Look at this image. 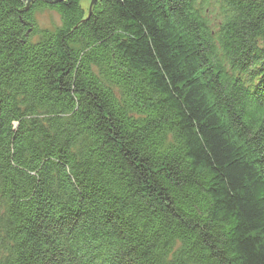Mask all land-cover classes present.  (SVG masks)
<instances>
[{
	"label": "trees",
	"instance_id": "16d2710c",
	"mask_svg": "<svg viewBox=\"0 0 264 264\" xmlns=\"http://www.w3.org/2000/svg\"><path fill=\"white\" fill-rule=\"evenodd\" d=\"M82 1L0 0V264H264V0Z\"/></svg>",
	"mask_w": 264,
	"mask_h": 264
},
{
	"label": "rangeland",
	"instance_id": "374dc122",
	"mask_svg": "<svg viewBox=\"0 0 264 264\" xmlns=\"http://www.w3.org/2000/svg\"><path fill=\"white\" fill-rule=\"evenodd\" d=\"M92 0H83L81 2V8L83 11L87 12ZM93 4V3H92ZM205 17L212 25V23L217 22V12L216 10H211L210 12H205ZM35 24L37 25V29L40 30H53L60 26V19L59 16L50 10H41L37 11L35 15Z\"/></svg>",
	"mask_w": 264,
	"mask_h": 264
},
{
	"label": "water",
	"instance_id": "95a60500",
	"mask_svg": "<svg viewBox=\"0 0 264 264\" xmlns=\"http://www.w3.org/2000/svg\"><path fill=\"white\" fill-rule=\"evenodd\" d=\"M35 1L36 0H21V2H23L26 5V7H29ZM40 1H42V3H44L45 5H55V4H60V2H63L65 0H40ZM93 1L94 0H92L91 5H92Z\"/></svg>",
	"mask_w": 264,
	"mask_h": 264
}]
</instances>
